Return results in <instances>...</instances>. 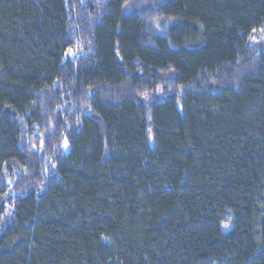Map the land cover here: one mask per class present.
Here are the masks:
<instances>
[{
	"label": "trees",
	"instance_id": "1",
	"mask_svg": "<svg viewBox=\"0 0 264 264\" xmlns=\"http://www.w3.org/2000/svg\"><path fill=\"white\" fill-rule=\"evenodd\" d=\"M0 264H264V0H0Z\"/></svg>",
	"mask_w": 264,
	"mask_h": 264
}]
</instances>
